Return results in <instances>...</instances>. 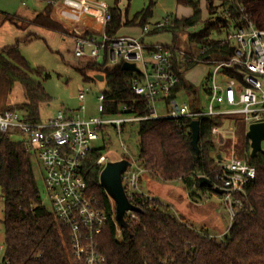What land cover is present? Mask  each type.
I'll return each mask as SVG.
<instances>
[{
  "label": "trees",
  "instance_id": "trees-1",
  "mask_svg": "<svg viewBox=\"0 0 264 264\" xmlns=\"http://www.w3.org/2000/svg\"><path fill=\"white\" fill-rule=\"evenodd\" d=\"M121 0H113L108 7L110 19L104 26L108 35H114L123 25H148V18L156 0L136 12L132 18H122L118 6ZM129 1V0H126ZM177 4L189 6L191 13L177 17L167 14L161 22L152 24L146 35L160 32L171 34V46L179 44V34L187 27L202 23L195 30L186 32V51L183 60L172 58L178 82L173 93L186 90L192 95L190 107L198 109V91L184 78V71L198 62L193 58L227 60L233 52V44L225 36L244 23L246 14L256 27H264V0H204L205 9L220 12L212 21L201 20L199 0H176ZM218 2V3H216ZM51 4L32 19V23L44 28L59 30L62 26L50 17ZM16 16H3V20L17 23ZM224 33L223 37L215 36ZM94 35L85 33L84 35ZM28 37L26 38V40ZM173 46V47H174ZM204 51L201 53V49ZM84 79L87 69L103 73L105 87L104 111L119 115L121 104L135 105L137 114L148 111L146 100L131 91L137 73L123 70L120 64L105 67L93 61L78 68ZM234 74L232 70H226ZM35 75L39 77L36 78ZM239 77V74L236 73ZM48 74L31 66L18 47V41L0 48V112L17 110L30 122L39 121L40 106L50 101L41 79ZM18 84L22 100H13L11 95ZM233 117V116H228ZM199 116L198 148L196 155L190 140V117L143 119L138 123V165L155 180L182 181L189 195L198 188L202 193L214 192L213 187L202 183L205 176L211 183L222 152L214 140L211 127L222 125L226 118ZM15 133L0 131V190L3 198L1 223L4 230L3 245L11 264H78L75 262L69 240L68 228L43 204L33 169V154ZM102 148H93L83 160L84 177L88 190L97 200V205L106 214V223L97 235L98 249L107 264H264V150L251 156L248 142L243 159L253 165L255 178L245 187L244 195L238 197L235 215L230 221L227 234L216 239L203 230L195 229L184 218L174 216L168 206L156 197L140 191L127 194L138 211L124 214V226L114 220V205L100 186L98 175L103 167L96 163L102 156ZM264 149V147H262ZM219 155V156H218ZM212 184V183H211ZM199 196L191 197L197 201ZM200 199L202 198L199 197Z\"/></svg>",
  "mask_w": 264,
  "mask_h": 264
},
{
  "label": "built area",
  "instance_id": "built-area-1",
  "mask_svg": "<svg viewBox=\"0 0 264 264\" xmlns=\"http://www.w3.org/2000/svg\"><path fill=\"white\" fill-rule=\"evenodd\" d=\"M103 15L105 26L110 19L107 9ZM241 19L244 23L225 36V40L233 44L232 55L227 60L193 58L198 63L212 66L202 88V95L208 97L204 108L194 110L189 102L177 104L173 98L178 75L173 69L172 58L175 52L180 56L176 59L181 62L185 53L163 43H147L132 35H108L103 30L98 36L77 37L74 56H89L97 60L101 51L111 66L124 61L135 63L139 71L133 73L139 77L133 78L130 87L135 95L146 100L147 113L137 114L135 105L121 104V114H105L102 93L97 95L98 111L102 116L87 119L81 116L82 104L77 111L60 108L52 117L37 122L27 121L17 110L0 112V131L18 134L42 169L43 188L50 211L69 230L70 249L75 262L107 264L96 241L107 217L89 192L83 172V160L93 149L90 142L99 138V130L103 127V130L111 127L120 132L121 125L127 121L178 117L197 119L205 115L238 116L247 125L264 121V27H256L246 14H242ZM143 31H148L147 25ZM203 51L202 48L201 53ZM226 70L234 71L235 75ZM86 90L77 92L79 100L84 99ZM159 100L165 103L166 112L163 114H158L155 107ZM217 106L224 107L217 109ZM232 132L231 127H211V133L220 145L221 140ZM123 158L130 164L121 175L122 185L124 187L125 182L130 191H138L139 177L145 169L129 158ZM104 162V155L96 161L102 165ZM255 176V167L233 152L220 159L211 183L212 187L224 190L223 205L231 219L235 215L239 195H244L245 187ZM0 264H11L3 243L0 244Z\"/></svg>",
  "mask_w": 264,
  "mask_h": 264
},
{
  "label": "rangeland",
  "instance_id": "rangeland-1",
  "mask_svg": "<svg viewBox=\"0 0 264 264\" xmlns=\"http://www.w3.org/2000/svg\"><path fill=\"white\" fill-rule=\"evenodd\" d=\"M49 1L50 0H0V11H6L7 13L16 14L25 18H21V20L16 19V24L9 21H4L2 24L0 22V47L5 44L14 43L16 39H18V47L29 64L40 68L43 73L48 74L46 78L41 79L43 87L50 97L48 103H44L40 106L39 115L41 119L44 120L52 117L55 111L60 108L71 109L73 112L77 111L81 104L83 105V111L80 112L81 116L84 118L102 116L98 111L97 95L104 89L105 81L103 79L98 80L94 78L95 74L102 73L93 69H87L86 75L93 79L85 80L78 68L81 67L82 64L91 63L94 60L89 56L76 57L73 53L75 39L85 35H77L66 28L59 29L58 31L47 29L35 25L30 21L37 12L46 8ZM103 1L109 6L113 4V0ZM147 1L148 0H130L128 3H123V8H126L128 14L131 15L142 6L146 5ZM172 1L173 0H163L161 4V0H156L157 3L153 9V14L148 18V30L152 24L156 23H153V21L160 20L159 22H161L167 14L187 16L186 14L191 11L189 6L178 8L177 11L172 10ZM199 2L202 12L201 20L203 22L212 21L215 16L219 14V8L208 12L205 9L204 0H199ZM171 10L172 12H170ZM201 26L202 23L200 22L197 25L187 27L186 31L179 34V44L173 45L174 47L171 46V34L169 32L153 33L148 34V36L153 43H167L166 45L171 48L184 53L187 46L185 33L195 31ZM127 31L129 30L124 28L125 34H127ZM215 36L223 37L224 33ZM27 37L28 39L26 40ZM101 60L102 52L100 51L97 61L99 62ZM211 70V65L198 63L192 68L185 70L183 73L187 79L200 87L201 84L206 82L204 77ZM35 77L39 79L37 75H35ZM84 89H87L85 97L79 100L77 98V92ZM11 97L13 100L17 101L23 99L22 90L18 84L14 86ZM173 98L177 104L191 100L190 95L184 90L175 92ZM207 101V96L198 97V107L204 108ZM155 107L158 114L166 112L165 103L161 100L155 103ZM223 107L224 106H217V109H222ZM220 116L222 118L225 117L224 119L229 118L225 115ZM229 120L231 122L233 134H231V137L229 136L221 140L222 145L218 147V150L222 152L223 158L228 156L231 152H233L236 157L242 158L246 151V142H248L249 145V140L245 136L248 125L238 116L230 117ZM103 129L104 127L102 130H99V138L92 140L90 145L93 148H102L101 153L105 156V162L115 160L114 158L127 157L133 161V163L138 164L139 137L137 133V121L124 122L121 125L120 132H116L111 127L105 130ZM12 138L20 139L19 135L16 133ZM262 147H264V143H262ZM131 168H134V166ZM33 169L40 189L42 202L50 210V203L43 188V171L35 158H33ZM157 181L158 184L154 183L153 185V190H155L154 196L166 204L169 211L174 216L184 218L195 229L203 230L216 239H222L227 234L231 218L229 212L224 208L222 194L216 192L210 194L206 193L205 195L207 196L200 199L199 197H201L202 191L195 188L189 195V191L182 181ZM124 187L126 193L129 194L131 191L127 188L125 182ZM145 187V185H142L139 188L142 189L141 191L146 192L147 190ZM197 196H199L197 201L191 200L193 199L191 197ZM110 201L114 205L111 199ZM2 210L3 198L0 190V244H2L4 240V230L1 223L3 215Z\"/></svg>",
  "mask_w": 264,
  "mask_h": 264
},
{
  "label": "crops",
  "instance_id": "crops-1",
  "mask_svg": "<svg viewBox=\"0 0 264 264\" xmlns=\"http://www.w3.org/2000/svg\"><path fill=\"white\" fill-rule=\"evenodd\" d=\"M129 1L121 0L118 4L120 11H121L122 18H125V17L128 19L132 18L136 12L142 10L147 5V4L146 5L143 4L144 6H142L139 10H137L136 12H134L130 15V14H128L127 9L123 8V3L124 2L128 3ZM148 1H147V3H148ZM156 3L154 4V6L152 8L151 15L153 14V9L155 8ZM162 3H163V0H161V4ZM48 4H51L50 17L52 19H54L55 21H57L62 26V28H66L67 30H69L73 33H76L77 35H81V34H85V33H93L95 35H99L104 30V21H103L104 15H103V13H104V9L108 10L109 5H106V2L103 0H53V2H51V3L48 2ZM47 5H46V7H47ZM181 7H185V5L177 4L176 0L172 1V6H171L172 10L177 11V9L178 8L180 9ZM44 9L37 12L35 15L42 12ZM172 10L170 12H172ZM190 10H191V8H190ZM0 13H1V15H0L1 24L4 21H8V20H3V16H5V15L16 16V17H19L20 19L21 18L25 19V18L18 16L16 14L7 13L6 11H0ZM190 13H191V11L186 15H189ZM35 15L31 18L30 21H32V19L35 17ZM181 16H183V15H181ZM181 16L179 15L177 17H181ZM159 21L160 20H155V21H153V23L159 22ZM9 22H11V21H9ZM40 27H42V26H40ZM124 28L129 30V31H127V34H125V32H124ZM130 29H132V30H130ZM134 29H136V30H134ZM51 30H53V29H51ZM55 31H58V30H55ZM123 32H124V34H123ZM35 35H37V34H35ZM115 35H135L136 37L142 38L147 43H153L149 39L150 37L144 33L143 28L138 26V25L120 26L116 30ZM16 41H18V39H16ZM170 42H171V40H170ZM5 45H8V44H5ZM94 61H97V60H94ZM99 63H103L105 65V67H111V65L108 64L107 60L103 57V55H102V60L99 61ZM84 65L85 64H82L81 66H84ZM131 72H136V71H131ZM101 75H103V73ZM183 75H184V78L187 81H189L191 84H193V86L197 89L198 97L204 96V95H202V88H203L205 83L201 84L199 87L195 83H193L191 80L187 79L185 77V74H183ZM206 78H207V75L204 77L205 81H206ZM184 91H186V90H184ZM186 93L188 95H190L189 92L186 91ZM191 97H192V95H190V98ZM190 101L191 100L188 101L189 104L191 103ZM65 109H67V108H65ZM68 110H71V109H68ZM226 117H228V116H226ZM218 126H220V125H218ZM220 127H222V128L231 127L230 120L226 119ZM229 136L231 137V135H229ZM229 136L227 135V137H229ZM120 158H114V159L118 160ZM222 158H223V155H222ZM154 183L158 184V181L155 179H152L146 172H143L139 177L138 189L140 192H142L144 194H148L150 197H155L154 196L155 190H153L154 189V187H153ZM142 185L146 186L145 187L147 190L146 192L141 191L142 189L139 188ZM205 194L206 193H202L201 196L204 198L207 196Z\"/></svg>",
  "mask_w": 264,
  "mask_h": 264
},
{
  "label": "water",
  "instance_id": "water-1",
  "mask_svg": "<svg viewBox=\"0 0 264 264\" xmlns=\"http://www.w3.org/2000/svg\"><path fill=\"white\" fill-rule=\"evenodd\" d=\"M121 68L130 72L139 71V68L133 62L124 61L121 63ZM94 78L102 80L103 75L95 74ZM189 127L191 132L190 144L193 150L195 151V154L198 155V119H191ZM245 136L249 140L251 156L255 155L257 152L264 150L262 149V143H264V121L249 124ZM129 164V161L126 158H121L118 160H109L105 162L98 175L100 186L104 189L107 196L114 203V220L121 227L125 225V213L139 210L137 206L133 205L129 201L122 185L121 175ZM202 183H206L210 187L212 186L208 178H206L205 176H199V185H201ZM213 190L218 194L224 193L223 189L217 187H213Z\"/></svg>",
  "mask_w": 264,
  "mask_h": 264
}]
</instances>
